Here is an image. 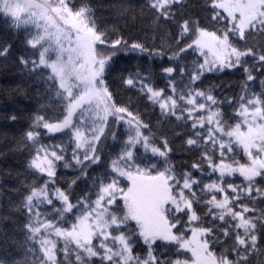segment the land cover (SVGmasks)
I'll return each instance as SVG.
<instances>
[{"label":"snow or ice","instance_id":"snow-or-ice-1","mask_svg":"<svg viewBox=\"0 0 264 264\" xmlns=\"http://www.w3.org/2000/svg\"><path fill=\"white\" fill-rule=\"evenodd\" d=\"M0 264H264V0H0Z\"/></svg>","mask_w":264,"mask_h":264}]
</instances>
